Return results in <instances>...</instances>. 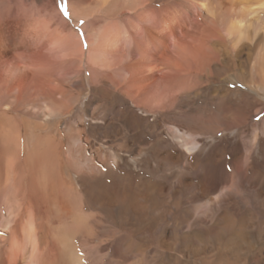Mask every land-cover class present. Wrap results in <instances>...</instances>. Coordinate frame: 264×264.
I'll use <instances>...</instances> for the list:
<instances>
[{
	"label": "rangeland",
	"instance_id": "obj_1",
	"mask_svg": "<svg viewBox=\"0 0 264 264\" xmlns=\"http://www.w3.org/2000/svg\"><path fill=\"white\" fill-rule=\"evenodd\" d=\"M82 1L86 20L70 16L77 0H0V116L23 124L22 190L36 192L43 206L35 221L42 226L36 263L231 264L225 247H213L221 237L230 241L238 234L243 249L244 237L264 245V109L236 129L221 128L222 114L247 112L253 98L264 106V98L236 85L244 74L228 47V63L210 50V67L184 83L168 79L165 67L170 54L173 60L184 51L189 36L203 52L215 46L209 17L221 0H207L203 14L194 8L197 0L174 7L153 0L144 10L150 21L139 7L134 12L119 5L109 13L93 0ZM86 23L103 29L115 45L89 46ZM213 66L225 71L217 77ZM174 129L188 146L180 145ZM0 158L1 192L4 182L9 190L13 186L1 146ZM227 177L230 195L206 207ZM22 196L24 215L14 193L7 202L0 197L1 251L10 236L5 223H26L33 214ZM250 254L247 264H261Z\"/></svg>",
	"mask_w": 264,
	"mask_h": 264
},
{
	"label": "bare ground",
	"instance_id": "obj_2",
	"mask_svg": "<svg viewBox=\"0 0 264 264\" xmlns=\"http://www.w3.org/2000/svg\"><path fill=\"white\" fill-rule=\"evenodd\" d=\"M93 1L96 4V6L99 7L100 11L106 8L107 12H109V13H115L114 11H117L119 5H122L124 7L123 9H125L126 11L127 10L128 11H134V10L137 11L136 8L139 7V9L143 12L142 14H145V16H146L144 18V20L145 19H148L149 21L151 20L150 18H147V17H150V13L146 14L144 10H146V8H148V6L152 3L153 0H93ZM182 1L183 0H161L160 2L163 3V6H165V7L166 6L174 7V6L178 5V4H180ZM197 2L199 3L198 6L197 7L193 6V7L198 11V13L203 14L202 13L203 12L202 9L207 7L206 6L207 0H197ZM254 2H258V3H254ZM259 2H261V1H259V0H221V1H219L218 2L219 4L216 7V10H213L212 16L209 17L210 18V22H209L210 24L209 25L214 28V32H213L214 37L211 38V41H214L215 46L213 48L206 47L205 49H208V51L207 52H203V51L200 50L199 47H197L199 44L198 43L195 44L196 43V39H193L191 36H189V41H186V36L185 37L183 36L185 38V41L187 42L186 45L183 46V47H186L185 49L183 48L184 51L181 53L178 50L175 54L173 52V54H174L173 60H172L171 54L169 55V57L166 60L167 64H166L165 67L170 69V73H169L170 75H168L169 76L168 79L173 77L174 80H177V82H181L182 81L184 83V82H187L188 80H190V78L193 75L195 76L197 74H200V72H206L205 69L209 68L210 67V62H212V60L210 58V50H214V52L216 51V53H220V56L223 58L222 61L228 63L229 53L227 51H225L226 48L228 47V48L231 49V51H233V53L237 54L236 57L240 59V61H241L240 62V66H241V69H242L243 74H244V78L242 79V82L236 81V82H238V83H236V85H241L242 84V86L247 88V90H249L250 93H255V96H256L257 99L260 98L262 100L264 98L263 97L264 96L263 95L264 94V0H262V4L261 5H260ZM189 7H190V4H189ZM89 8H91V7H89ZM180 8H182V7H180ZM85 10L86 9L83 8V1L82 0H77V2L70 4V12H71L70 16L71 17H75V19H77V18H80V19H83V20L88 19L87 18L88 17V13H87L88 11L87 10L85 11ZM189 10H191V7L189 8ZM168 11H169V9H168ZM188 13H189V11H188ZM131 14H133V13H131ZM151 15H152V13H151ZM179 18L180 17H177L175 15L176 26H179L178 25V23L180 22ZM86 25H84V29H86V31H88V32H87V34H85V39H86L87 44L89 46H92V47L96 46V47L100 48L101 45L105 47L106 44H108L110 46L111 45L114 46L115 43L117 42L116 39L113 40L109 35H107L105 33L103 34V32H102L103 29L92 30L91 29V25L89 23H86ZM136 26H138V25H136ZM109 30L110 29H106L105 32H108ZM139 30H137V31H139ZM121 34H126V33L124 32V33H121ZM131 35H129V37ZM113 38H115V36H113ZM137 38H139V37L137 36ZM219 45L221 47L222 46L224 47V52H225L224 54H221L223 51H219L218 50L217 46H219ZM106 47H107V45H106ZM103 48H102V50H103ZM168 59L170 60V63L168 62ZM171 66L173 67V69H172ZM213 68H214L213 72L216 74L217 77H219V75L221 74V73H219L220 71H222V72L225 71L223 69L217 71L216 70V68H217L216 66H213ZM191 69H194V71L193 72L190 71ZM226 78L234 80V76H232V74H227ZM3 84H4V82H3ZM193 86H195V85H193ZM235 90L239 91L236 88H235ZM152 94H154V93H152ZM148 95L150 96L151 94H148ZM253 100H254L255 104H253V103H252L253 105L250 104L249 108L250 107L251 108L247 112L246 111L243 112L242 109H240V110L238 109V111L233 112V114H231V113L222 114L221 117H223L222 119L224 120L223 121L224 124L223 123L222 124L224 126L223 127L219 126V128L220 127L223 128V130L225 132L227 130H229V129H236L241 124H243L247 119H250V117L252 115L256 116V114H258L259 112H262V110L264 109V106L260 105L259 103H256L254 98H253ZM160 106H161V104H160ZM242 108H243V106H242ZM0 114H4V112L1 111ZM213 118H214V116H213ZM12 119L13 118H10V117L8 118L7 116H0V138L2 139L0 141L1 142L0 146H1L2 158L4 159L6 175L9 174L10 179H11V183H12V186H13L12 189L9 190L8 189V185L4 182L3 183L4 190L1 191L2 193L0 192L1 193L0 197H4V199H6V202H7L9 194L14 193V197H16V200H17L16 202L19 201V203H17L16 210H18V211L22 210V211H20L22 213L23 211H25V199H24L25 197L22 196V195L23 194L27 195L26 196L27 197V204H28L27 209L29 207L30 212H33V214H31V217H30V215H28L29 218L26 221V223L21 221L20 224H18V221L16 219H14V220L12 219L13 221H11V220H8V218H7L8 221L5 223L4 229H5V231H7L10 234V236L7 237L8 239L6 238L7 239L6 242L8 244L7 248L5 250H2V251L0 250V264H37L34 257L36 255L35 252L38 250V247H39L38 243H40V241H41L39 239L40 241L37 242L38 234H39V232L37 233V228H38V230H40L42 228V226L40 225L41 228L39 229V227H37L38 225L37 226L35 225V221H36V218L39 217V214H40L39 209L40 208H38V207H40L42 202H40L41 199H39L37 197V195L35 194L36 192L35 193L34 192H29V193L27 192V194H26L25 191H24V193H23L24 189L22 190V186H23L22 185V178H23L22 176L23 175H22V165H21L22 162L19 161V155H21V154H19V152H20L19 151V147H20L19 141H20V139H22L20 137L21 136L20 133L21 132L23 133V124H22V120H21V123H19L17 118H15L16 120H14V119L12 120ZM202 120H203V117H202ZM215 122H218V120L215 121ZM219 122H221V121H219ZM192 125H194V124H192ZM205 126H207V125H205ZM212 128H213V126H212ZM210 130H211V128H210ZM174 131L177 133V139H178V142L180 143V145L181 146L183 145V147L184 146H188L189 140L186 139L184 136H182L180 130L179 129H174ZM253 141L254 140H252V142ZM49 148H51V147L49 146ZM185 148H186L185 151L187 153H190L193 150L192 149L193 147H190V148L189 147H185ZM46 149H48V147ZM50 150L52 151V149H50ZM29 153H30V151H29ZM42 153H45V152L42 151ZM33 155L35 156V152H34ZM43 156H46V154L45 155L43 154ZM20 159H21V156H20ZM1 162L2 161H1V158H0V164H1ZM27 168H28V166H27ZM44 169H45V167H44ZM1 174H2V172H1V168H0V177H1ZM55 178H56V175H55ZM37 181H38V179H37ZM50 182L51 181H49V183ZM41 184H43V183H41ZM222 184H223V186H221L218 189H216L218 187L217 185L214 187V189H215L214 193H216L218 191L217 194L215 195V198H217V199L216 200H212L210 198H207L206 207H208V208L212 207L217 200H218V202L224 201L223 198H225L226 196L230 195V190L229 189H230V187L233 184L232 178L231 177H227V179H225V181ZM49 185H48V182H47L46 186H49ZM52 185H54V184H52ZM28 186L30 187V184ZM227 187H228V189H227ZM41 188L44 189L43 186ZM56 188H57V186H56ZM39 189H40V187L38 188V190ZM45 190L47 191V189H45ZM45 190H43V191H45ZM29 191H30V189H29ZM46 193L48 194L49 192H46ZM50 194H51V192H50ZM218 194H220V196H218ZM19 195H20V197H19ZM50 196H51V200H52V197L54 196V194H53V196L52 195H50ZM51 200H50V202H51ZM54 200H56V199H54ZM62 202H64V201H62ZM43 204H45V202ZM49 206H50V204H49ZM56 207L57 206H55V208ZM19 208H20V210H19ZM45 208H46V206H45ZM59 208H57V209H59ZM47 209L48 210H50V209L53 210L54 208L50 207V208H46L45 210H47ZM40 210L42 211V209H40ZM56 212L57 211H55V213ZM28 214H30V213L28 212ZM41 214L45 215L44 212H42ZM227 218L228 217L223 216L222 220L226 222L228 220ZM17 219H19V218H17ZM43 219H45V218H43ZM40 220H41V218H40ZM40 220H38V221L40 222ZM41 222H42V220H41ZM229 222H232V220L229 221ZM247 223L249 224V222H247ZM233 224H234V222H233ZM238 224H240V223H238ZM44 225H45V222H44ZM46 228L50 230V227L49 228L46 227ZM237 229H239V228H237ZM260 229H262V228H260ZM260 229H259V231H260ZM259 231H258V233H259ZM262 231H264V230H262ZM251 232H252V230H251ZM50 233H51V231H50ZM216 234H217V232H216ZM216 234H215V236H216ZM50 236H52V233H51ZM237 236L239 237L238 234H237ZM226 237L227 236L221 237L220 242H217L215 245H213V247L215 248V250L217 252L220 251V249L222 247H225L224 250L227 251L229 253V255L231 256L230 257V260L232 261L231 264H247L248 263L247 259H248L249 255L251 256V254H250L251 252H254V254L257 255V258H258L259 262L261 264H264V256L262 255V250H264V245L263 244L261 246L259 244L255 245V243H256L255 241H253V240L249 241L248 239H246L244 237L243 239L246 240V242L248 241L247 242L248 245L243 249L241 247L242 244L240 242H238V240H240V239L234 237V238H232L233 240H230V241L226 240L225 241ZM183 239H185V238H183ZM229 239H231V238H229ZM223 242H224V244H223ZM260 243H262V242H260ZM40 245H43V244H40ZM184 245H185V243H184ZM209 249H211V248H209ZM189 257H191V256H189ZM219 259H221V258H219ZM218 264H223V263H218Z\"/></svg>",
	"mask_w": 264,
	"mask_h": 264
}]
</instances>
